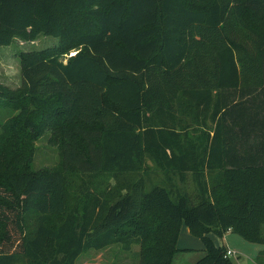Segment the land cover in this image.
Returning <instances> with one entry per match:
<instances>
[{"label":"trees","instance_id":"16d2710c","mask_svg":"<svg viewBox=\"0 0 264 264\" xmlns=\"http://www.w3.org/2000/svg\"><path fill=\"white\" fill-rule=\"evenodd\" d=\"M40 35L58 47L22 52L21 86H0L19 110L0 133V264L112 245L171 264L182 226L194 264H234L209 234L264 245V0H0V47ZM47 131L60 170L14 167ZM187 174L193 194L173 184Z\"/></svg>","mask_w":264,"mask_h":264},{"label":"rangeland","instance_id":"374dc122","mask_svg":"<svg viewBox=\"0 0 264 264\" xmlns=\"http://www.w3.org/2000/svg\"><path fill=\"white\" fill-rule=\"evenodd\" d=\"M58 44L59 42L57 39L40 35L33 41H23L19 38H15L9 46L0 47V86L7 87L12 91H15L21 86L19 55L22 52L45 51L58 47ZM72 54L73 52L70 55ZM18 113L19 110L12 105L0 106V133H3L6 124L13 121ZM29 133H32V131ZM47 133L51 132L47 131L46 134L41 137L31 140L34 150L31 162L30 158L24 161L17 156L11 159L10 155L5 158L8 167L11 168L12 166L9 163L11 159L15 165L14 167H21L25 163L23 167L32 172L49 170L59 171L61 167L58 146L56 143L50 141V135ZM51 140L55 141L53 136H51ZM18 144L21 145V142L18 141ZM24 145L28 147L24 150H27L26 153L28 157H30V138H28V141ZM147 165L150 168L151 183H159L163 179V172L149 161ZM14 167H12V171L15 169ZM140 176L144 177L141 172L139 175L138 173L131 175L133 180ZM125 178L129 179V177ZM67 181L75 187L81 181V178L79 180V174L75 170H69L67 172ZM109 183L110 185H114L112 179L109 180ZM173 184H175L180 191H188L192 194L196 187V183L190 174L186 176V185L180 183L178 177L173 178ZM59 222L60 218L55 216L52 218L50 224L55 226L59 224ZM225 235V237H230L226 241L212 234H209V237L216 243L223 245L225 249L236 254L228 257L234 264H257L255 262L258 256L257 251H263L264 245L247 243L237 235L233 234V236L228 234V232H226ZM176 249H178V251L173 255L171 264H194L204 255L201 240L197 236L191 234L185 226L180 228V233L176 241ZM140 251V245H132L127 251L123 250L119 245H112L101 251L91 250L81 255L77 259L76 264H140ZM47 255L48 257L53 255L52 247H49Z\"/></svg>","mask_w":264,"mask_h":264},{"label":"crops","instance_id":"0c3cea01","mask_svg":"<svg viewBox=\"0 0 264 264\" xmlns=\"http://www.w3.org/2000/svg\"><path fill=\"white\" fill-rule=\"evenodd\" d=\"M228 234H230V235H233L231 232H228ZM226 235L224 234V236L222 237V239L224 240V241H226V240H228L230 237H225ZM234 236V235H233ZM221 239V240H222ZM212 241H213V243L216 245V246H218V247H224L223 245H221V244H219V243H216L213 239H212ZM223 243V242H222ZM224 249H225V247H224ZM225 250H227V249H225ZM264 251V250H263ZM262 250H258L257 251V253L259 254L260 252H263ZM257 254V255H258ZM236 255V254H235Z\"/></svg>","mask_w":264,"mask_h":264},{"label":"built area","instance_id":"2783aa9c","mask_svg":"<svg viewBox=\"0 0 264 264\" xmlns=\"http://www.w3.org/2000/svg\"><path fill=\"white\" fill-rule=\"evenodd\" d=\"M234 255H235V253H233L232 251H230V250H226V253H225V256H226V257L234 256Z\"/></svg>","mask_w":264,"mask_h":264},{"label":"water","instance_id":"95a60500","mask_svg":"<svg viewBox=\"0 0 264 264\" xmlns=\"http://www.w3.org/2000/svg\"><path fill=\"white\" fill-rule=\"evenodd\" d=\"M72 55H74V54H72Z\"/></svg>","mask_w":264,"mask_h":264}]
</instances>
